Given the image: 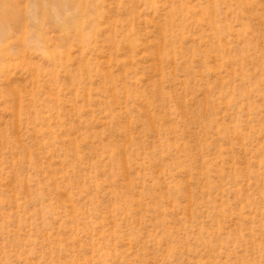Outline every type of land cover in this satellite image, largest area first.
Returning <instances> with one entry per match:
<instances>
[{"label":"rangeland","instance_id":"rangeland-1","mask_svg":"<svg viewBox=\"0 0 264 264\" xmlns=\"http://www.w3.org/2000/svg\"><path fill=\"white\" fill-rule=\"evenodd\" d=\"M0 264H264V0H0Z\"/></svg>","mask_w":264,"mask_h":264},{"label":"bare ground","instance_id":"bare-ground-1","mask_svg":"<svg viewBox=\"0 0 264 264\" xmlns=\"http://www.w3.org/2000/svg\"><path fill=\"white\" fill-rule=\"evenodd\" d=\"M0 36H1V34H0Z\"/></svg>","mask_w":264,"mask_h":264}]
</instances>
